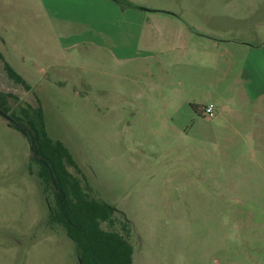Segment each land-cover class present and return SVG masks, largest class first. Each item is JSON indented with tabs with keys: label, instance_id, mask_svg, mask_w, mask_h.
Wrapping results in <instances>:
<instances>
[{
	"label": "rangeland",
	"instance_id": "374dc122",
	"mask_svg": "<svg viewBox=\"0 0 264 264\" xmlns=\"http://www.w3.org/2000/svg\"><path fill=\"white\" fill-rule=\"evenodd\" d=\"M122 1L124 13L83 21L86 37L115 36L128 56L93 46L71 63L41 0H5L0 51L30 83L0 58L10 114L27 124L23 109L42 107L49 136L80 167L70 171L130 221L134 264H264V94L242 81L248 45L264 42V0ZM62 61V72L38 70ZM208 104L203 118L194 106ZM41 170L28 136L0 114V264H80L49 222Z\"/></svg>",
	"mask_w": 264,
	"mask_h": 264
},
{
	"label": "trees",
	"instance_id": "16d2710c",
	"mask_svg": "<svg viewBox=\"0 0 264 264\" xmlns=\"http://www.w3.org/2000/svg\"><path fill=\"white\" fill-rule=\"evenodd\" d=\"M116 1L123 3L122 0ZM5 69L13 80L29 87L7 62ZM5 99L6 95L0 91V108L10 113ZM194 107L198 110L197 105ZM22 112L27 124L14 114L11 115L16 122L9 124L28 136L36 159L42 163L40 177L44 191L52 190L55 200L54 208H50L49 222L59 223L65 228L67 235L76 243L82 264H134L130 221L124 216H116V207L93 198L83 179L70 171L69 165L79 173L80 167L69 148L49 136L42 107L30 111L23 109ZM104 223L109 228H104Z\"/></svg>",
	"mask_w": 264,
	"mask_h": 264
},
{
	"label": "crops",
	"instance_id": "0c3cea01",
	"mask_svg": "<svg viewBox=\"0 0 264 264\" xmlns=\"http://www.w3.org/2000/svg\"><path fill=\"white\" fill-rule=\"evenodd\" d=\"M4 2L5 0H0V22L3 20L4 14L2 4ZM41 2L45 6L44 14L46 17L48 16L51 18L52 23L54 22L58 35V42L61 49H63L61 59H71L70 62L73 63L75 58L74 53L78 49L85 48L89 50L93 46H98L101 51V48L103 47L105 49L107 45L109 48H113L114 50L112 49V51H115L119 57L128 56L126 52L130 49L127 48L124 50L122 43L119 41L120 39L115 36L111 37L110 41L105 38H97L100 36L96 33L92 37H86L87 24L83 21V19L91 12L97 13L108 11L113 15H120L121 13H124V10L120 7V4L116 0H41ZM149 41L155 44L161 42L152 38H150ZM132 44L133 43H131L128 47H131ZM39 51L42 53L41 49H39ZM102 53H104V51ZM0 55L2 56L1 59L4 61V64L5 62L9 63L17 71V73L23 77L30 87V83L24 78V73L18 69L20 68L19 66L12 63L13 60L11 57L9 58L5 56L4 52L1 51ZM64 68V61L52 63L46 62L38 67V70H40L42 74L46 75L49 71L62 72L60 70H63ZM242 81L245 82V93L247 95L254 97V99L262 97L264 94V42L261 44L248 45V56L245 61V67L242 70ZM259 106H264V102H259ZM206 107L214 108L211 104H208ZM203 109L204 108H199L198 112L203 118H205L207 115L203 113ZM257 120V123H259V125L261 124L260 126H264V118L258 115Z\"/></svg>",
	"mask_w": 264,
	"mask_h": 264
},
{
	"label": "water",
	"instance_id": "95a60500",
	"mask_svg": "<svg viewBox=\"0 0 264 264\" xmlns=\"http://www.w3.org/2000/svg\"><path fill=\"white\" fill-rule=\"evenodd\" d=\"M0 114L5 117L10 123H15L16 120L14 119V117L8 113V112H5L3 109L0 108ZM80 263L82 264V260L79 259Z\"/></svg>",
	"mask_w": 264,
	"mask_h": 264
},
{
	"label": "built area",
	"instance_id": "2783aa9c",
	"mask_svg": "<svg viewBox=\"0 0 264 264\" xmlns=\"http://www.w3.org/2000/svg\"><path fill=\"white\" fill-rule=\"evenodd\" d=\"M213 111H214L213 107H206L203 109V113L205 115L213 116Z\"/></svg>",
	"mask_w": 264,
	"mask_h": 264
}]
</instances>
